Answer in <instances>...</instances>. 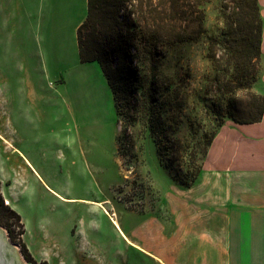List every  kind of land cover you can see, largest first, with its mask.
<instances>
[{"label":"rangeland","instance_id":"obj_1","mask_svg":"<svg viewBox=\"0 0 264 264\" xmlns=\"http://www.w3.org/2000/svg\"><path fill=\"white\" fill-rule=\"evenodd\" d=\"M47 2L0 0V228L24 264H144L120 229L165 214L166 192L194 184L220 128L216 101L245 117L251 93L264 94L262 62L250 92L217 91L208 38L221 34L233 3L210 0L203 35L156 55L155 80L141 73L153 96L138 90L133 108L119 101L116 111L98 66L67 87L45 71L37 37ZM6 208L25 226L8 221Z\"/></svg>","mask_w":264,"mask_h":264},{"label":"crops","instance_id":"obj_2","mask_svg":"<svg viewBox=\"0 0 264 264\" xmlns=\"http://www.w3.org/2000/svg\"><path fill=\"white\" fill-rule=\"evenodd\" d=\"M47 1L37 37L45 71L67 87L79 72L98 66L100 86H107L113 100L99 64L80 61L78 28L87 18L88 0ZM257 2L263 20L264 89V0ZM15 151L29 163L23 152ZM9 189L3 194L12 206ZM164 202L165 214L128 220L127 230L120 229L127 250L144 264H264V114L252 124L226 121L208 147L194 184L169 189ZM27 243L33 254L36 243Z\"/></svg>","mask_w":264,"mask_h":264},{"label":"trees","instance_id":"obj_3","mask_svg":"<svg viewBox=\"0 0 264 264\" xmlns=\"http://www.w3.org/2000/svg\"><path fill=\"white\" fill-rule=\"evenodd\" d=\"M208 2L210 0H88L87 18L78 28L80 61L99 64L112 91L116 111L119 101L133 108L131 93L144 90V94H153L141 73L155 80L156 55L174 44L197 41L203 35V8ZM231 2L233 7L224 17L221 34L208 38L207 58L215 70L217 91L221 95L236 96L243 90L250 92L258 80L263 20L257 0ZM251 96L245 117H237L232 104L226 109L221 101H216L218 126L225 124V118L236 124L259 122L264 114V94L251 93ZM215 136L209 139L208 146ZM198 172L196 178L201 169ZM3 208L0 202V209ZM6 210L8 221L14 219L13 223L22 228L20 215L13 209ZM19 244L25 259L32 262L25 245Z\"/></svg>","mask_w":264,"mask_h":264},{"label":"water","instance_id":"obj_4","mask_svg":"<svg viewBox=\"0 0 264 264\" xmlns=\"http://www.w3.org/2000/svg\"><path fill=\"white\" fill-rule=\"evenodd\" d=\"M0 264H24L17 247L12 244L0 228Z\"/></svg>","mask_w":264,"mask_h":264},{"label":"built area","instance_id":"obj_5","mask_svg":"<svg viewBox=\"0 0 264 264\" xmlns=\"http://www.w3.org/2000/svg\"><path fill=\"white\" fill-rule=\"evenodd\" d=\"M6 204H8V201L6 200Z\"/></svg>","mask_w":264,"mask_h":264}]
</instances>
